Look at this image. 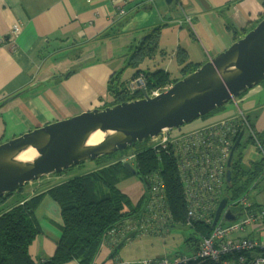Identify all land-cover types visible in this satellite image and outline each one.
<instances>
[{
    "label": "crops",
    "instance_id": "crops-1",
    "mask_svg": "<svg viewBox=\"0 0 264 264\" xmlns=\"http://www.w3.org/2000/svg\"><path fill=\"white\" fill-rule=\"evenodd\" d=\"M119 5L126 14L121 15ZM263 18L264 0H174L172 4L166 0H0V144L37 127L106 107L112 94L110 80L122 69L136 42L158 25L165 24L159 39L165 52L158 51L146 64L167 69L169 62L178 65L173 58L178 49L193 63L203 64ZM16 25L19 30L14 34ZM12 96L16 98L3 105ZM241 113L248 116L264 147V82L217 115L179 131ZM246 138L241 164L248 170L264 154ZM60 176L34 181L39 182L35 188L34 182L28 184L3 202L16 198L13 206L22 203L58 184ZM249 183L243 193L249 198L254 191L249 201L259 207L252 210L264 208V166ZM231 195L226 190L229 199ZM34 215L41 233L29 252L39 263L54 255L62 237L61 206L46 194ZM234 236L264 241V218ZM113 249H100L92 264L105 263Z\"/></svg>",
    "mask_w": 264,
    "mask_h": 264
},
{
    "label": "water",
    "instance_id": "water-1",
    "mask_svg": "<svg viewBox=\"0 0 264 264\" xmlns=\"http://www.w3.org/2000/svg\"><path fill=\"white\" fill-rule=\"evenodd\" d=\"M166 1L172 4L174 0ZM150 32L136 42L127 63L114 78L128 67L136 48ZM263 81L264 18L227 49L157 96H149L144 87L143 97L84 111L1 143L0 198L86 161L116 153L119 158L122 152L137 143L161 134L164 129L181 127L222 108ZM14 98L16 96L10 97L3 105ZM244 135L245 129H242L233 145L226 175L228 182L232 179L230 167L236 151L243 146ZM123 166L138 175L137 168L131 163L123 162ZM228 200L227 196L221 200L213 226L223 215ZM242 214L228 209L224 219L236 221ZM135 235L133 232L126 236L109 258L116 256L125 242Z\"/></svg>",
    "mask_w": 264,
    "mask_h": 264
},
{
    "label": "trees",
    "instance_id": "trees-1",
    "mask_svg": "<svg viewBox=\"0 0 264 264\" xmlns=\"http://www.w3.org/2000/svg\"><path fill=\"white\" fill-rule=\"evenodd\" d=\"M164 26L165 24H161L152 29L145 41L136 48L128 65L134 69L132 80L142 74L148 91L156 86L174 83L202 65L190 61L180 49L173 56L182 72L180 78L174 77L172 72L164 67H149L146 64L156 57L158 51L165 52L159 46V39ZM127 83V80L121 82L119 78L110 80L109 90L117 97L115 104L143 97V93L140 91H135V94L130 95ZM224 107L216 109L217 112L222 111ZM246 137L247 142L252 141L256 144L250 134H246ZM243 148L244 146L238 148L230 167L232 179L227 184V191L232 194L231 200L244 195L243 191L248 183L258 178L264 166V158H262L247 170L241 164ZM160 158L161 160H159L156 152L146 148L141 149L136 161L138 176L142 179L154 171L160 170L165 183L174 226H184L186 206L175 165L171 157L165 152L160 154ZM66 171H71V169ZM124 172L131 174L121 162L113 160L106 167L72 176L13 206L11 209L0 212V264H67L75 260L81 264H92L108 231L120 221L126 220L139 211V209L134 208L131 199L117 186ZM12 194L1 197L0 204ZM46 194H49L61 206L62 237L54 255L50 259L38 263L30 255L29 249L36 236L41 233L34 214ZM258 208L257 205H252V209ZM188 228L193 230L191 236L186 238V242L191 248L195 247L202 237L213 229L211 224L202 222ZM208 264L216 263L209 262Z\"/></svg>",
    "mask_w": 264,
    "mask_h": 264
},
{
    "label": "built area",
    "instance_id": "built-area-1",
    "mask_svg": "<svg viewBox=\"0 0 264 264\" xmlns=\"http://www.w3.org/2000/svg\"><path fill=\"white\" fill-rule=\"evenodd\" d=\"M152 2L154 0H151ZM121 15L126 11L118 6ZM189 19V17H188ZM18 25L13 29L15 34ZM142 83H141V82ZM138 83V84H137ZM173 83L165 86H156L148 91L145 78L140 76L133 79L128 85L130 95L135 91L142 92L147 89L149 96L154 97L171 87ZM242 129L249 133L257 147L264 154V149L258 134L252 127L248 116L244 113L232 115L188 131L164 129L163 132L150 139L146 149H155L160 154L165 152L173 161L186 206V218L183 223L187 228L198 222L211 224L213 229L197 243L191 255H183L175 261L166 259L154 261L129 262L116 256L108 258L103 264H264V241L252 240L248 237H235L237 232L247 229L254 221L264 218V208L253 211L252 202L247 195L237 199H229L227 209L235 214L243 213L236 221L227 222L224 213L215 226L213 222L218 206L227 190L228 161L233 145ZM152 142V143H151ZM139 152H132L122 156L117 161L129 162L136 167V157ZM145 191L142 201L146 197L142 208L126 220L120 221L111 228L101 243V248L111 246L114 248L129 233L138 236L168 230L174 226V219L168 203L162 173L156 170L144 178ZM254 249L259 254L248 258L247 253Z\"/></svg>",
    "mask_w": 264,
    "mask_h": 264
},
{
    "label": "rangeland",
    "instance_id": "rangeland-1",
    "mask_svg": "<svg viewBox=\"0 0 264 264\" xmlns=\"http://www.w3.org/2000/svg\"><path fill=\"white\" fill-rule=\"evenodd\" d=\"M161 61H163L162 58L159 59L160 63H162ZM126 63H127V59L122 65L124 66ZM165 65H167L166 66L167 69H169L172 72V75L174 77L180 78L182 76V72H181V70H179L178 65L175 62H169ZM133 72H134V69L128 66L121 73V77L118 76L115 79L117 80L119 78L121 82H124L133 75ZM140 76L144 77L141 74L138 77H136V79L139 78ZM132 81L133 80L130 79L128 81L127 85H129V83H131ZM108 99H109L108 103H107L108 106H111L117 102V97L112 95V94L109 95ZM220 112L221 111L217 112V110H216L210 114H207L205 116H202V117L196 119L195 121H197L199 119L204 120L206 118L213 117ZM195 121H193L191 123H194ZM191 123L184 124L183 126L178 127V128H174L173 130L175 131V130H181L184 128L191 127L190 126ZM150 139L146 140L143 143H137L134 147L128 148L126 151L121 153V157L122 156L124 157L125 155L130 154L132 152H140L141 149H144V148L148 147V145H150ZM149 150L155 152V149H153V148H151ZM137 156H138V154H137ZM121 157H119V158H121ZM119 158H118L117 153H116V154L107 155V156L98 158L96 160L86 161V162H84L78 166L73 167L71 169V171H66V172L62 173L61 176L59 177V180L64 181V180L71 178L72 176L85 174V173L90 172V171L99 170L103 167H106L108 165V163H110L111 161L118 160ZM136 161H137V157H136ZM118 162H121V161H118ZM121 163L123 164V162H121ZM57 175H59V174H57ZM61 181H59L58 184ZM38 183L39 182H34L33 187L35 188V186L38 185ZM55 185H57V184H55ZM137 185H139V186H137ZM117 186L123 193H125L128 196L129 199H131V203L135 209L136 208L137 209L142 208V205H143L146 197L144 198L143 202L140 204L139 207L137 204H135L136 203L135 201H137L145 191V180H144V178L141 179L138 175H134L132 173L127 174L124 172L122 174V176L120 178V182L118 183ZM143 196H144V194H143ZM143 196H142V198H143ZM223 198H224V196H223ZM249 198L250 199L254 198V191H251ZM15 199L16 198H11L10 200H7L6 202L4 201L0 205V212H5L6 209L12 207L15 204L14 203ZM226 209H227V205L224 209V212ZM238 212H240V211H238ZM189 227H191V226H189ZM192 232H193V230L190 228H187V227H184L181 225H175V226H170V228L168 230L165 229L164 231H156L154 233H149V234H145V235H141V236L135 235L133 238H131L125 242L124 246L118 251L116 257L119 259H123L125 261H129V262L142 261L143 259H153L154 261H159L160 259L161 260L166 259L170 262H173L177 258L182 257L183 255H191L194 252V249H192L186 242V238L188 236H191ZM127 235H129V233ZM123 239L121 241H123ZM118 244H117V246H118ZM115 248L116 247H114V249ZM259 253H260V251L258 249H254L253 253H247L246 256L248 258H250L254 255L259 254ZM75 261H77V260H75Z\"/></svg>",
    "mask_w": 264,
    "mask_h": 264
},
{
    "label": "clouds",
    "instance_id": "clouds-1",
    "mask_svg": "<svg viewBox=\"0 0 264 264\" xmlns=\"http://www.w3.org/2000/svg\"><path fill=\"white\" fill-rule=\"evenodd\" d=\"M246 135V134H245ZM245 135H244V137H245ZM244 137H243V139H244ZM115 257V256H114Z\"/></svg>",
    "mask_w": 264,
    "mask_h": 264
},
{
    "label": "flooded vegetation",
    "instance_id": "flooded-vegetation-1",
    "mask_svg": "<svg viewBox=\"0 0 264 264\" xmlns=\"http://www.w3.org/2000/svg\"><path fill=\"white\" fill-rule=\"evenodd\" d=\"M245 134H247V133H245ZM243 140H244V139H243ZM243 140H242V141H243ZM146 148H148V147H146Z\"/></svg>",
    "mask_w": 264,
    "mask_h": 264
}]
</instances>
